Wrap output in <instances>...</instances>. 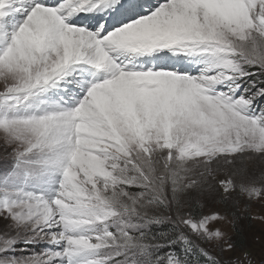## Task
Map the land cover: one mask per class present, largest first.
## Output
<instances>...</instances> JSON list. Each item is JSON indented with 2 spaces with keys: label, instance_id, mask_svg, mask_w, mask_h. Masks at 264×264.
Wrapping results in <instances>:
<instances>
[{
  "label": "snow or ice",
  "instance_id": "6c2138e0",
  "mask_svg": "<svg viewBox=\"0 0 264 264\" xmlns=\"http://www.w3.org/2000/svg\"><path fill=\"white\" fill-rule=\"evenodd\" d=\"M81 12L103 15L68 22ZM0 39V104L94 73L71 105L0 114V181L25 185L0 183V264H224L205 245L234 244L205 193L264 201V174L212 168L264 152V0H0ZM156 53L207 58L195 73L135 62ZM49 181L52 196L26 187ZM20 240L55 247L5 255Z\"/></svg>",
  "mask_w": 264,
  "mask_h": 264
},
{
  "label": "rangeland",
  "instance_id": "374dc122",
  "mask_svg": "<svg viewBox=\"0 0 264 264\" xmlns=\"http://www.w3.org/2000/svg\"><path fill=\"white\" fill-rule=\"evenodd\" d=\"M51 3H55L56 0H50ZM91 13V12H90ZM93 13L83 14V18L92 16ZM103 15V13L99 14ZM82 18V19H83ZM10 21L13 18H9ZM70 23V20H68ZM13 25L10 22L8 27L11 28ZM5 40L4 46L8 43L7 39ZM3 46V47H4ZM0 47V48H3ZM207 57L204 55L197 56H174L172 53H156L152 56L138 57L136 63L151 64L153 62L169 64L172 66L181 67L184 70L191 71L193 73L200 70ZM94 78V73L89 66L81 65V69L78 70V67L70 73L65 80L61 81L57 87L51 88L46 92L40 93L37 97L32 98L23 104L14 107V102H9L8 105L0 104V114L5 110L18 111L19 113L31 112L35 109V106L40 104V101H46L45 104H41V108L52 107L55 103L63 104L64 101H68L69 105L73 104L74 97H79L83 94V84L79 82L82 80H91ZM3 81L0 80V89H2ZM98 149H92L93 155L96 154ZM5 144L3 139V134L0 133V176L10 170L12 161L5 160ZM227 157H221L218 160H214L212 163V168H217L218 166L223 169L225 172L231 173L236 169L247 168L249 173L252 174L254 178L261 177L264 174V152H254L246 151L243 153H238L236 156L232 157L234 164L226 165L224 161ZM131 163V161H129ZM195 161L190 162L189 166H193ZM202 163V161L200 162ZM223 174V173H218ZM59 177L57 176V179ZM239 179V176L236 177ZM5 187H23L25 186L21 179L11 178L7 182L0 181ZM28 190L44 191L46 195H54V190L57 187L55 181H49L47 184L42 185L39 188H35L31 183L27 186ZM219 199L215 200V197ZM206 198V207L205 212L210 210L219 212L222 216L225 217L224 220L217 221L214 225L219 227L224 231L232 242L233 237L237 236L235 233V225H238L240 230L243 231L242 240L238 237L236 243L234 244V249L232 251H224L220 253L216 242L213 241L210 244L205 245L210 252L216 254L219 259H221L224 264H264V201H250L245 196L234 194L231 199L228 201L220 200V193L209 192L205 193ZM152 226V225H151ZM242 243H240V242ZM55 247L54 245H49L45 242H36L25 244L23 240L16 242L12 248L5 253V255L12 256H22L27 255L31 252H39L45 248ZM63 247V244L60 245ZM93 253H83L71 260V264H82V262L93 257ZM121 259H125L122 257ZM133 260H140V255L129 256L127 257L128 264H131ZM63 264H69V261L65 259Z\"/></svg>",
  "mask_w": 264,
  "mask_h": 264
},
{
  "label": "trees",
  "instance_id": "16d2710c",
  "mask_svg": "<svg viewBox=\"0 0 264 264\" xmlns=\"http://www.w3.org/2000/svg\"><path fill=\"white\" fill-rule=\"evenodd\" d=\"M217 197L218 196H216L215 197V200L217 199ZM219 199H217V201H218ZM168 227V225H160V226H157V225H152L151 226V229L153 230V231H159V230H163V229H165V228H167ZM235 233H237V236L241 239V241H243L242 240V236H243V231L242 230H240V228L238 227V225H235ZM238 237H236V236H234L233 237V240H232V243H236V240H238ZM240 242V241H239ZM240 243H242V242H240ZM166 249H161V251H165ZM177 251H179V249L177 248ZM145 259V257L144 256H140V260H144Z\"/></svg>",
  "mask_w": 264,
  "mask_h": 264
},
{
  "label": "bare ground",
  "instance_id": "6f19581e",
  "mask_svg": "<svg viewBox=\"0 0 264 264\" xmlns=\"http://www.w3.org/2000/svg\"><path fill=\"white\" fill-rule=\"evenodd\" d=\"M45 3H51V1L50 0H45ZM101 13L102 12H95L93 14L94 15H99ZM83 14H84V12H81V13H78L77 15H74V16L70 17L69 18L70 23H77V22L81 21L82 18H83ZM88 14H91V13H88ZM4 44H5V40L4 39H0V47H3ZM77 67H78V70L81 69V66H77Z\"/></svg>",
  "mask_w": 264,
  "mask_h": 264
}]
</instances>
